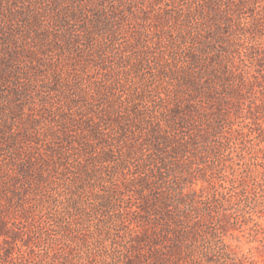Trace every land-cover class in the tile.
Listing matches in <instances>:
<instances>
[{"label":"rangeland","instance_id":"obj_1","mask_svg":"<svg viewBox=\"0 0 264 264\" xmlns=\"http://www.w3.org/2000/svg\"><path fill=\"white\" fill-rule=\"evenodd\" d=\"M0 264H264V0H0Z\"/></svg>","mask_w":264,"mask_h":264}]
</instances>
